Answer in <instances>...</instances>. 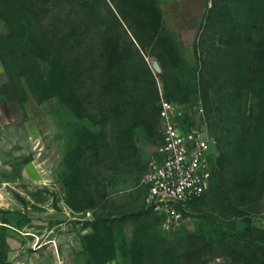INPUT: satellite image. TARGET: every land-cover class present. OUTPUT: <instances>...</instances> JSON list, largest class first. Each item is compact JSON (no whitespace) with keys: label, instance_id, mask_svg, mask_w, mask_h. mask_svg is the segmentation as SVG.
<instances>
[{"label":"rangeland","instance_id":"374dc122","mask_svg":"<svg viewBox=\"0 0 264 264\" xmlns=\"http://www.w3.org/2000/svg\"><path fill=\"white\" fill-rule=\"evenodd\" d=\"M112 1L123 33L102 0H47L46 16L44 0H0L8 262L264 264V0ZM69 15L90 40L57 57ZM31 28L57 36L50 57L28 42ZM161 93L183 107L187 130L204 125L216 159L205 195L171 232L146 211L143 184L162 144Z\"/></svg>","mask_w":264,"mask_h":264},{"label":"built area","instance_id":"2783aa9c","mask_svg":"<svg viewBox=\"0 0 264 264\" xmlns=\"http://www.w3.org/2000/svg\"><path fill=\"white\" fill-rule=\"evenodd\" d=\"M162 144L149 162L143 178L145 207L159 218L166 232L180 230L195 202L212 181L216 159L212 139L202 123L186 129L182 106L160 94ZM195 107V113H199ZM203 111L201 110L200 113Z\"/></svg>","mask_w":264,"mask_h":264},{"label":"trees","instance_id":"16d2710c","mask_svg":"<svg viewBox=\"0 0 264 264\" xmlns=\"http://www.w3.org/2000/svg\"><path fill=\"white\" fill-rule=\"evenodd\" d=\"M52 1V0H51ZM63 0H59L58 4H60V7H61V2ZM65 1V0H64ZM112 1V0H111ZM113 2V1H112ZM102 3L104 5H106V9L108 10V12L110 13V16L114 22V24L116 25V27L118 28V30L120 32H125L124 28H123V25L122 23L120 22V19H123V16L121 15L120 11L118 10V8H116L115 6V10H112L110 7H109V2H107V0H102ZM85 5V4H84ZM114 5V4H113ZM86 7V6H85ZM88 7V6H87ZM84 8V7H83ZM42 12H43V15L46 16L48 15L49 13H52V11H54L52 8H50V6L48 5L47 3V0H44V3L42 4L41 6V9H40ZM119 15V16H118ZM61 21V26L63 27L62 29L63 30H67V32H63V36H61V38H58V44L54 46L57 47V53H58V56L59 57L60 55H62V50H65V49H68V48H73L75 47L76 45V41H78V39H76L78 36H81L83 38H80L81 42L78 44V45H88V43H86V41L89 42L90 40V35H87V33H84L83 31L81 33L79 32H75V30L73 29H76V23H74V19H73V16L69 15L65 21L63 20H60ZM38 24H36L35 26H32V28H38L39 27L42 29L43 28V24H41L40 21H37ZM31 25L34 24V23H30ZM31 28V31L29 33V35L31 37L28 38V42H30V44H32V47L35 48V49H39V51H44V53L48 54L49 57L52 55L50 53H52L53 49L51 50V48H49V45H50V41L48 39H50L51 37H55L57 38V36L54 34V33H48L49 31L47 32H44L41 34L39 31H37V35L34 34L33 32V29ZM116 28V29H117ZM128 28V27H127ZM130 30V29H129ZM127 33V32H126ZM92 35V34H91ZM95 37H98V36H95ZM106 38V39H105ZM104 39L105 40H102V41H106V44H108V47H110V45L114 46L111 47V49H114L115 51V54L113 55V57H115L116 55V50H115V47H116V37H112V38H108L107 36L105 37ZM108 38V39H107ZM57 40V39H56ZM101 40H97L95 44L97 45H100L99 43L101 42ZM77 45V46H78ZM140 46V45H139ZM56 49V48H55ZM80 58H83L84 60L87 58L88 59H91L92 61H96V59L94 58V56L92 57L91 55L88 54V52H84L83 56H81ZM100 59V58H99ZM98 59V60H99ZM55 61V60H54ZM55 67V63L53 65ZM67 74L66 71L63 72V76L65 77ZM198 202V201H197ZM195 202V203H197ZM194 203V204H195ZM146 211L150 214H152L149 210L146 209ZM154 215V214H152ZM6 254H7V242H6V239L5 237L2 235V232H0V264H12L10 262H8L7 260V257H6Z\"/></svg>","mask_w":264,"mask_h":264},{"label":"water","instance_id":"95a60500","mask_svg":"<svg viewBox=\"0 0 264 264\" xmlns=\"http://www.w3.org/2000/svg\"><path fill=\"white\" fill-rule=\"evenodd\" d=\"M151 68L156 74H161L162 73V69L160 67V64H159V62L156 59L152 60Z\"/></svg>","mask_w":264,"mask_h":264}]
</instances>
